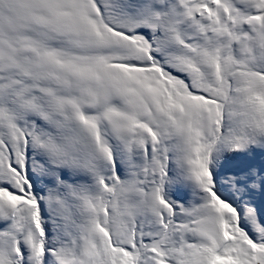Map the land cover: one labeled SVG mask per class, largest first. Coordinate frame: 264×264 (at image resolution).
Wrapping results in <instances>:
<instances>
[{
  "label": "snow or ice",
  "instance_id": "6c2138e0",
  "mask_svg": "<svg viewBox=\"0 0 264 264\" xmlns=\"http://www.w3.org/2000/svg\"><path fill=\"white\" fill-rule=\"evenodd\" d=\"M0 264H264V0H0Z\"/></svg>",
  "mask_w": 264,
  "mask_h": 264
}]
</instances>
